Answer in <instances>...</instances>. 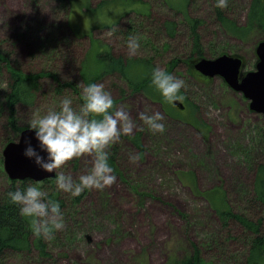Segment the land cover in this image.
<instances>
[{"label":"rangeland","instance_id":"obj_1","mask_svg":"<svg viewBox=\"0 0 264 264\" xmlns=\"http://www.w3.org/2000/svg\"><path fill=\"white\" fill-rule=\"evenodd\" d=\"M101 1L0 0V52L9 54L26 72L50 70L62 81L82 86L81 63L93 49L92 39L111 46L114 55L152 60L154 67L163 70L171 61L191 54L189 26L183 14L172 12L165 0H135L140 3L135 9L144 10L149 5L150 17L130 13L116 20L119 23L115 26L104 28L98 23H111L124 10L119 9L114 17L104 15L107 8L91 14L89 2L95 7ZM250 2L228 0L222 14L242 25ZM215 5L214 0H190L187 8L191 17L202 22L199 31L206 57L222 53L240 57L244 73L254 70L255 49L264 34L254 33L244 40L231 36L221 26ZM167 19L178 23L175 37L161 28ZM133 37L140 48L136 56L129 57L127 42ZM187 71L183 63L170 72L186 84L181 89L185 97L180 100L186 110L173 103L163 107L142 93L132 92L118 75L97 81L111 93L115 107L126 106L137 124L132 135H121L120 142L108 150H117L123 179L113 172L117 179L112 187L84 191L80 203L57 190L56 177L53 185L38 186L46 193L56 190L67 201L62 211L66 226L47 240L49 257L40 258L36 251L14 254L7 264H173L191 250V243L216 264H245L247 245L236 234L239 229L235 227L232 237L224 233L206 200L195 195L191 187L206 193L222 186L234 210L248 214L255 170L264 162V117L251 112L249 102L223 79L205 78L195 70L198 77H194ZM43 84L36 104L20 110V124L29 125L36 114L58 111L64 98H70L74 108L81 105L73 93L56 96L49 81ZM5 89L6 76L0 73V135L6 120L2 107ZM145 111L163 115L162 134H153L139 121L138 114ZM139 133L145 147L143 156L130 140ZM133 155L139 157L136 163L130 162ZM91 167V158L86 157L74 160L62 171L78 182ZM9 184L0 149V198Z\"/></svg>","mask_w":264,"mask_h":264},{"label":"trees","instance_id":"obj_2","mask_svg":"<svg viewBox=\"0 0 264 264\" xmlns=\"http://www.w3.org/2000/svg\"><path fill=\"white\" fill-rule=\"evenodd\" d=\"M172 12L182 13L190 31L191 49L187 59L177 58L168 64L169 75L179 64L187 66V72L194 77L197 76L193 69L194 64L206 57V52L202 44V37L199 28L202 25L201 20L189 15L187 8L190 0H165ZM178 4H175V2ZM217 0H214L216 4ZM88 9L90 13L97 15L105 8L104 15L112 17L119 9L124 10V14L114 17L111 23H98L102 28L113 27L116 20H120L130 13H137L140 16L150 17L149 5L143 9H135L137 3L135 0H104L95 7L89 2ZM217 18L224 30L238 39L244 40L247 36L256 33L264 34V4L262 0H251L247 13L246 22L239 24L230 20L222 14V10L217 8ZM174 12V13H175ZM163 23V24H162ZM161 23V28L166 31L170 37H175L178 33V23L167 19ZM133 25L129 26V30ZM74 33L75 29L72 27ZM77 34V33H76ZM78 35V34H77ZM261 41L264 40L260 39ZM260 41V42H261ZM93 49L87 56L86 61L81 63V76L84 85L96 84L103 77L118 75L128 85L134 93H142L153 102L165 107L168 103L163 100L161 94L152 86L151 74L157 68L154 67L152 60L133 59L121 55H114L111 46L100 45L92 39ZM222 53L220 55H223ZM95 60H92V57ZM219 56V55H218ZM216 56V57H218ZM214 57V58H216ZM213 59V58H208ZM93 61V62H92ZM258 62V59H257ZM93 63V64H92ZM0 73L6 76V89L2 97V107L6 114V120L3 122V134L0 135V149L3 150L7 144L16 141L19 134L29 125L20 124L19 112L22 108H32L36 104L38 94L44 90V81H49L50 91L56 96H62L66 92L73 93L79 103H83L82 88L77 87L76 81H62L57 74L50 70L24 71L12 60L9 54L0 52ZM180 95L185 97L181 90ZM115 106V104H114ZM191 108L193 103H190ZM187 107L185 106V110ZM165 110V108H164ZM166 111V110H165ZM170 114L169 111H166ZM171 115V114H170ZM175 119V118H174ZM131 143L136 147L138 153L143 156L145 147L142 142V134L139 133L130 137ZM116 151L109 153V165L113 172L123 179V174L119 169ZM55 179L46 180L43 183L32 181H10V184L2 198H0V264H7L10 256L14 254H26L36 251L40 258L50 256L47 240L37 238L33 235L30 218L20 215L18 205L12 203L9 193L17 190H25L29 184L36 186L53 185ZM253 195L247 200L248 214L237 212L231 206L222 186L213 188L206 193L198 191L196 186L191 187L193 193L206 200L209 207L219 222L224 233L232 237L235 234V227L239 229L236 234L242 236L240 240L247 245L245 264H264V162L260 163L255 170V178L252 184ZM44 189V188H43ZM87 192V190H85ZM138 195L140 193L136 191ZM84 195L74 197L76 203H80ZM48 199L59 202L61 212L66 208L67 201L64 200L56 190L47 193ZM73 199V201H74ZM254 216V217H253ZM173 264H216L204 258L202 251L197 244L191 243V250L183 253L178 259H174Z\"/></svg>","mask_w":264,"mask_h":264},{"label":"clouds","instance_id":"obj_3","mask_svg":"<svg viewBox=\"0 0 264 264\" xmlns=\"http://www.w3.org/2000/svg\"><path fill=\"white\" fill-rule=\"evenodd\" d=\"M217 8L228 7V0H217ZM108 36L112 32L107 33ZM140 44L136 38L127 42L129 57L138 54ZM152 86L161 94L163 100L172 104L183 100L181 89L186 87L182 79L169 75L161 68H155L151 74ZM82 88L83 103L74 108L70 98H64L59 110H50L44 115L36 114L29 121V127L35 132L39 152L27 142L25 157L44 172L56 173V186L60 192L72 197L80 196L85 190L103 191L116 183L113 168L109 165L111 146L120 142L121 135H132L137 129L136 122L131 118L126 106L115 107L112 95L105 90L103 84H89ZM138 119L153 134L163 133L165 126L160 112L151 115L145 112L138 114ZM140 131L144 128L140 127ZM45 153L46 155H41ZM91 158L92 167L87 174L79 176L78 182L62 169L74 160ZM138 156H131L130 162L136 163ZM13 204L20 208L22 217L30 218L32 233L37 238L51 240L54 233L65 228L63 213L58 201L47 198V193L40 187L29 184L21 191L10 192Z\"/></svg>","mask_w":264,"mask_h":264},{"label":"water","instance_id":"obj_4","mask_svg":"<svg viewBox=\"0 0 264 264\" xmlns=\"http://www.w3.org/2000/svg\"><path fill=\"white\" fill-rule=\"evenodd\" d=\"M264 4V0H262ZM258 62L254 70L244 73L243 60L231 55H220L213 59L202 58L194 64L197 73L205 78H221L234 92L243 95L249 102L250 111L264 117V41L259 42L256 49ZM179 110L185 106L177 100L173 102ZM39 152L35 132L24 129L16 141L7 144L3 150L4 170L10 181H32L41 183L56 177V173L42 171L35 163L24 155L27 142ZM41 155H46L41 153Z\"/></svg>","mask_w":264,"mask_h":264},{"label":"flooded vegetation","instance_id":"obj_5","mask_svg":"<svg viewBox=\"0 0 264 264\" xmlns=\"http://www.w3.org/2000/svg\"><path fill=\"white\" fill-rule=\"evenodd\" d=\"M236 93V92H235ZM239 94V93H238ZM176 107V106H175Z\"/></svg>","mask_w":264,"mask_h":264},{"label":"bare ground","instance_id":"obj_6","mask_svg":"<svg viewBox=\"0 0 264 264\" xmlns=\"http://www.w3.org/2000/svg\"><path fill=\"white\" fill-rule=\"evenodd\" d=\"M252 112V111H251Z\"/></svg>","mask_w":264,"mask_h":264}]
</instances>
